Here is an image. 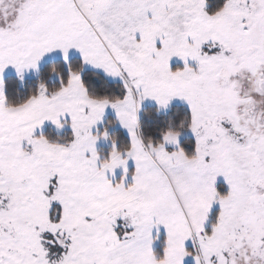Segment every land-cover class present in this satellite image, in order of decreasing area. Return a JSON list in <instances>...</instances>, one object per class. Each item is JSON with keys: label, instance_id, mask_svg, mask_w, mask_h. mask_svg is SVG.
<instances>
[{"label": "snow or ice", "instance_id": "obj_1", "mask_svg": "<svg viewBox=\"0 0 264 264\" xmlns=\"http://www.w3.org/2000/svg\"><path fill=\"white\" fill-rule=\"evenodd\" d=\"M0 264H264V0H0Z\"/></svg>", "mask_w": 264, "mask_h": 264}]
</instances>
